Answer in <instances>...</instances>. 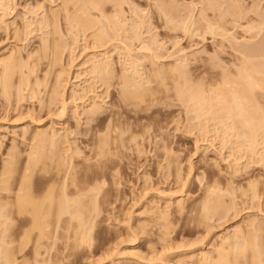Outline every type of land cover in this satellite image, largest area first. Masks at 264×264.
<instances>
[{
    "label": "rangeland",
    "instance_id": "rangeland-1",
    "mask_svg": "<svg viewBox=\"0 0 264 264\" xmlns=\"http://www.w3.org/2000/svg\"><path fill=\"white\" fill-rule=\"evenodd\" d=\"M79 1L6 0L0 4V61L12 63L9 90L3 89L5 68L0 66V171L7 161L20 171L39 147L41 158L34 156L46 172L37 173V166L36 184L48 180L60 153L66 160L64 170L75 176L77 185L88 189L101 183L104 190L101 195L91 192L87 199L79 197L91 199L99 213L87 243H60L51 250L53 260L59 259L58 264H201L200 252L216 258L223 251V239L239 229L247 234L253 221L264 237V133L253 147L246 137L240 138L238 128L239 133L228 131L230 121L224 120L222 105L225 100L232 103L234 91L248 95L245 81L235 78V66L241 64L240 49L264 45V0H119L122 9L113 0H102L100 11L89 9L85 13L89 17L83 12L81 21L92 19L88 26L83 22L86 30L74 26V18L70 20L81 13ZM99 65L103 66L100 71H110V77L106 74L110 83L98 75ZM171 65L188 73L187 86L194 93L204 91L203 111L178 100L181 86L175 82L177 76H170ZM154 72L170 78L164 76L167 90L158 86L163 76L148 82L157 78ZM122 75L143 93L153 94L146 101L149 105H130L135 90H130L133 95L122 90L127 87L121 82L124 78L120 80ZM232 79L239 81L237 86ZM153 89L160 90L158 95ZM94 106L100 107L99 113L90 115ZM210 112L220 114L212 118ZM109 122L121 126L122 137L111 135L103 145ZM39 135H45L49 143L38 139ZM98 152L104 153L98 156ZM206 186H216L218 192ZM218 198L224 203L219 212L209 216L200 212L205 199L212 203ZM232 249L229 260L235 258L236 249L234 253ZM243 250L249 258V249ZM237 252L242 263L243 254ZM48 256H40L45 262L38 263L20 253L15 264H52Z\"/></svg>",
    "mask_w": 264,
    "mask_h": 264
},
{
    "label": "bare ground",
    "instance_id": "bare-ground-1",
    "mask_svg": "<svg viewBox=\"0 0 264 264\" xmlns=\"http://www.w3.org/2000/svg\"><path fill=\"white\" fill-rule=\"evenodd\" d=\"M6 0H0V4L2 5V3H4ZM72 1V0H71ZM75 1V0H73ZM77 1V0H76ZM79 1V0H78ZM119 0H113V2H117L115 5H118L120 4L121 5V1ZM79 2H82L80 4V11L78 12H81L79 13L80 18L78 17L79 15H76V13L74 15H76L75 17H71L70 20H72V18H74V22L71 21L74 26H79L81 25L79 28L80 30H82L83 26H88V22H92V19L90 20L89 18V21H87V19L84 21H81V18L84 19L83 17V12H84V16L86 14H88V11L90 9L93 10H99L100 11V8H102V6H100L99 4L103 1L100 0L99 3L98 1L96 0H86V1H79ZM77 3V2H76ZM79 4V3H78ZM118 5V7L120 6ZM5 6V5H4ZM120 9H122V6L119 7ZM86 9V10H85ZM165 9V8H164ZM168 9V8H167ZM240 9V8H239ZM172 10V9H170ZM169 10V11H170ZM232 10V9H231ZM76 11V12H77ZM102 11V10H101ZM164 11V10H163ZM167 13V11H164ZM86 13V14H85ZM102 14H99V20H100V17H101ZM87 17H89V15H86ZM104 16V14H103ZM241 17V16H240ZM80 19V20H79ZM98 20V21H99ZM111 20V19H110ZM236 20V19H235ZM112 21V20H111ZM69 24L70 27H72L73 24ZM83 22H85V25H83ZM100 22V21H99ZM87 23V24H86ZM211 23V22H210ZM209 23V25H211ZM236 23V22H235ZM238 23V22H237ZM77 24V25H75ZM240 24V23H239ZM83 25V26H82ZM85 26V27H86ZM249 26V25H248ZM255 26V25H254ZM85 27L83 29H85ZM251 27V26H250ZM77 28V27H76ZM253 29V26L251 27ZM256 28V27H255ZM208 29L210 30V33H214L213 32V26H209ZM248 29V28H247ZM86 30V29H85ZM257 30V29H255ZM261 30V29H260ZM215 31V30H214ZM231 31V30H230ZM249 31V30H248ZM254 31V30H253ZM258 32V31H257ZM260 33V32H259ZM257 36V35H256ZM97 37V36H96ZM258 37V36H257ZM99 38V39H98ZM95 38L98 39V40H103L105 38ZM248 38V37H247ZM256 38V37H255ZM249 39V38H248ZM97 40V41H98ZM100 40V41H101ZM263 42V41H262ZM251 43V42H250ZM264 43V42H263ZM263 43H261L260 45H262ZM258 47V48H257ZM256 48L253 47L254 49H240V53L239 55L241 56V64L240 65H234L236 67V73H237V76H233L237 79H242V81L244 80L245 83L244 85L246 84V86H244V88L246 87V91L248 93V95L246 93H242L243 90H241V93H237L236 92L235 94H233L234 92L231 93V96H233L234 100H231L232 103H230L229 101H224L222 105H224V110H225V119H227V121L230 123L228 125V127H230L228 129V131L231 129L230 132H232V130H237V128L240 130V133L242 136H240V138H242L244 136V138L246 137L247 139L246 140H249L252 144H253V147H254V144L256 143V139L257 137L259 136L260 133H264V45L263 46H257ZM246 48H249V47H246ZM251 48V47H250ZM235 53V51H234ZM240 59V58H239ZM1 62V61H0ZM2 63V62H1ZM0 63V64H1ZM220 63V62H219ZM183 64V63H182ZM221 64V63H220ZM175 65V64H174ZM1 67H4L3 71L4 73H1L2 76H4V79L2 81L3 83V89L6 90L9 88L6 86L8 84L7 80L9 78L12 72L11 68H12V63L10 62H4L2 63V65H0ZM15 66V65H14ZM13 66V68H14ZM19 66V65H18ZM164 66V65H163ZM232 66V65H231ZM16 67V66H15ZM99 68H103V66L99 65V66H96ZM107 67V66H106ZM105 67V68H106ZM159 67V66H158ZM172 67V65H171ZM174 67V66H173ZM172 67V73L170 76H172V78L175 76H177L176 78V83H178L179 86H181V90H180V87L178 85L177 88L178 90H180L179 93V96H180V99H179V96H178V100H182L183 101V104L186 105V107L188 106L187 103H190L192 104L194 107H195V111L196 110H202V107L201 104L206 102L205 99H204V94H203V97H202V91L199 93L196 91V93H194L191 88L189 89L188 86H187V82H188V78H187V75H186V72H181V71H178L176 68H173ZM176 67V66H175ZM109 68V67H108ZM164 68V67H163ZM166 68V67H165ZM164 68V69H165ZM170 68V67H168ZM186 68V67H185ZM96 69V68H94ZM98 69L95 70L96 73L98 72ZM171 69V68H170ZM187 69V68H186ZM186 69H182V70H186ZM110 70V69H109ZM159 70V69H158ZM168 70V69H167ZM100 71V69H99ZM102 71V75L100 74ZM100 73L98 72V75H100L102 77V79L104 78L105 76V80L107 82L110 83V79L109 78H106V74H108V77L109 76V73L110 71H107L106 72L105 70V75H103V69H101ZM230 72V71H229ZM112 73V72H111ZM166 73V72H165ZM5 74V75H4ZM152 74V73H150ZM174 74V75H172ZM176 74V75H175ZM223 74V73H222ZM229 74V73H228ZM231 74V73H230ZM155 75L156 77L157 76H163V77H159L160 80V83L158 84L159 88L161 85H163L164 87V90H167L165 89V85L166 84V81L167 79L166 78H169L167 76H165L164 74L161 75V72H158L155 74L154 72V75L153 77L155 78ZM168 75V74H166ZM186 75V76H185ZM1 76V77H2ZM124 75H122V77L120 76V80L121 78L124 80L121 81L123 82L122 84H124L123 86H127V87H123V89H125L126 92H130V90H135L134 91V94L137 95L139 94V96H135L130 94V96H132L131 98H134L132 103L131 102V98L129 100H126L127 104L130 103V105H132L133 107V104L136 105V106H139L140 104L146 102L147 100H149L153 94L150 93H143L144 91L139 90V88L137 87L138 85L134 86L135 83L132 82V79L130 81V79H126V75L123 77ZM151 78L152 75H149ZM166 78H165V77ZM232 77V75H229ZM183 77L185 79V81L183 80ZM148 78V80H149ZM181 78V79H180ZM103 79V81H105ZM109 79V80H108ZM112 79V77H111ZM158 79V77L153 80H149L148 82L151 84V82H156V80ZM162 79V81H161ZM170 79V78H169ZM228 79V78H227ZM142 80V79H141ZM174 80V79H173ZM180 80L182 81V83L180 82ZM190 80V78H189ZM195 80V79H194ZM231 80V79H230ZM233 82H234V79H232ZM105 81V82H106ZM134 81V80H133ZM151 81V82H150ZM157 81V82H158ZM184 81V82H183ZM191 81V80H190ZM201 81V80H200ZM243 81V82H244ZM7 82V83H6ZM106 82V83H107ZM120 82V83H121ZM141 82V81H140ZM174 82V84H175ZM180 82V83H179ZM232 82V81H230ZM239 82V81H237ZM236 82V83H237ZM196 83V82H195ZM235 83V82H234ZM235 83V84H236ZM108 84V83H107ZM155 84V83H154ZM157 84V83H156ZM198 84V83H197ZM227 84V82L225 81V85ZM232 84V83H231ZM140 85V83H139ZM146 85V84H145ZM168 85V84H167ZM201 85V84H200ZM224 85V84H222ZM238 84H236L237 86ZM6 86V87H5ZM134 86V87H133ZM141 86V85H140ZM155 86V85H154ZM156 86V87H158ZM191 86V84H190ZM137 89H136V88ZM143 87V86H142ZM192 87V86H191ZM195 87V86H194ZM201 87V86H200ZM227 86H225L226 88ZM229 87H230V84H229ZM228 87V88H229ZM135 88V89H134ZM141 88V87H140ZM241 88V87H239ZM128 89V90H126ZM144 89V88H143ZM146 89V88H145ZM161 89V88H160ZM192 89H194L192 87ZM204 89V88H203ZM211 89V88H210ZM219 89V88H218ZM231 89V88H229ZM233 89V87H232ZM235 89V88H234ZM238 89V88H237ZM3 90V91H4ZM139 92H138V91ZM158 90L159 89H156L154 91V95L156 94L157 92V95H158ZM170 90V89H169ZM191 90V91H190ZM198 90V89H197ZM200 90V89H199ZM132 91V92H133ZM141 91V92H140ZM152 91V92H153ZM162 91V90H161ZM160 92V90H159ZM163 92V91H162ZM191 92V93H190ZM204 92V91H203ZM123 93V91H122ZM194 93V94H193ZM217 93V92H216ZM128 94V93H127ZM208 94V93H206ZM213 94V93H212ZM215 94V93H214ZM246 94V95H245ZM124 95V93H123ZM126 95V94H125ZM156 95V96H157ZM161 95V94H160ZM177 95V94H176ZM210 95V94H209ZM216 95V94H215ZM218 95V94H217ZM122 96V95H121ZM137 98H135V97ZM208 96V95H207ZM211 96V95H210ZM127 97V96H126ZM125 97V99H126ZM129 97V96H128ZM154 97V96H153ZM206 97V96H205ZM216 97V96H215ZM219 97V95H218ZM209 97H207L206 99H208ZM213 98V97H212ZM153 99V98H151ZM150 99V100H151ZM214 99V98H213ZM219 99H221V96L219 97ZM218 99V100H219ZM225 99V98H224ZM181 101V103H182ZM194 101V102H193ZM209 101V99H208ZM221 101V100H220ZM149 102V101H148ZM166 102V101H165ZM195 104H193V103ZM211 102V101H210ZM228 102V103H227ZM125 103V102H124ZM147 103V102H146ZM219 103V102H218ZM148 104V103H147ZM189 104V105H190ZM206 104V103H204ZM209 106L210 105L212 106L211 103H209ZM216 104V102H215ZM220 104V103H219ZM143 105V104H142ZM149 105V104H148ZM152 105V104H151ZM164 105V104H163ZM184 105V106H185ZM191 105V106H192ZM203 105V104H202ZM207 105V104H206ZM204 105V106H206ZM218 105V104H217ZM259 105H263V107L259 108L260 106ZM97 106V105H96ZM96 106H94V108H92V111H90V115H91V112L92 113H97L100 109L97 108ZM141 106V105H140ZM220 107V105H218ZM216 106V109L217 107ZM259 106V107H258ZM207 107V106H206ZM205 107V109H206ZM207 107V110L210 109ZM213 107V106H212ZM211 107V108H212ZM219 107V108H220ZM149 108V107H148ZM146 108V109H148ZM191 108V107H190ZM222 108V109H223ZM139 109V108H138ZM169 109V107H168ZM187 110L189 108H186ZM192 109V108H191ZM204 109V108H203ZM91 110V109H90ZM116 110V109H115ZM144 110V109H143ZM206 110V111H207ZM212 110V109H211ZM210 110V111H211ZM215 110V108H214ZM221 110V109H220ZM149 111V110H148ZM205 111V112H206ZM209 111V110H208ZM222 111V110H221ZM121 112V111H120ZM203 112V113H205ZM99 113V112H98ZM188 113V111H187ZM186 113V114H187ZM193 113V110L192 112ZM202 112H199L198 114H202ZM206 113H209V112H206ZM211 113V112H210ZM216 112L214 113H211L212 115V118H215L213 117V115L215 116L217 113L220 114V112ZM223 113V112H221ZM93 115V114H92ZM121 115V114H120ZM190 115V114H189ZM196 115V113H195ZM207 115V117H209L208 114H205ZM223 115V114H222ZM197 116V115H196ZM221 116V115H218V117ZM111 117V116H110ZM179 117V116H178ZM186 117V116H185ZM199 117V115H198ZM202 117V116H201ZM205 116H203L202 118H204ZM216 117V118H218ZM222 117V116H221ZM94 118V117H93ZM160 118V117H159ZM206 118V117H205ZM211 118V117H210ZM220 118V117H219ZM238 118H241L242 121H239ZM112 119V117H111ZM201 119V118H200ZM207 119V118H206ZM223 119V118H222ZM222 119H220L222 121ZM238 119V120H237ZM240 119V120H241ZM110 120V119H109ZM202 120V119H201ZM213 120V119H212ZM116 121V120H115ZM199 121V120H198ZM205 121V119H204ZM219 121V119H218ZM217 121V122H218ZM239 121V122H238ZM114 122V121H113ZM207 122V121H206ZM216 122V121H215ZM220 122V121H219ZM218 122V123H219ZM217 123V124H218ZM172 124V123H171ZM202 124V123H201ZM222 123H220L221 125ZM223 124H226V122H224ZM221 125L222 127H224L225 125ZM228 124V123H227ZM108 125H111L110 122ZM207 125H208V122H207ZM164 126V125H163ZM169 126V125H168ZM204 126V125H203ZM202 126V127H203ZM108 127V126H107ZM165 127V126H164ZM205 127V126H204ZM216 127V126H214ZM227 127V126H225ZM224 127V128H225ZM107 130V128L105 129ZM119 130V131H118ZM121 126H120V129H119V125L114 123L113 125L109 126L108 127V131L107 133L105 134V136L103 137L102 139V143L104 145L108 143V138H110L111 135H115V137L113 138H121L122 137V133H120L121 131ZM123 130V129H122ZM127 130V129H126ZM125 130V131H126ZM206 130V129H205ZM224 130V129H221V131ZM239 130H237L236 132H238ZM129 131V130H128ZM220 131V130H219ZM225 131V130H224ZM234 131V133H236ZM145 132V131H144ZM105 133V132H104ZM119 133V134H118ZM233 133V134H234ZM239 133V132H238ZM237 134V133H236ZM239 135V134H238ZM237 135V136H238ZM45 135H42V137L39 135V138H42V140H45V142H48L49 143V139L46 140V137H44ZM141 136V135H140ZM45 139H44V138ZM112 137V136H111ZM134 137V136H133ZM132 137V138H133ZM127 138V137H126ZM239 138V136H238ZM243 138V139H244ZM54 139V138H52ZM99 139V138H98ZM136 139V138H135ZM120 140V139H119ZM125 140V139H124ZM39 141V140H38ZM37 141V143H39ZM121 141V140H120ZM245 141V140H244ZM248 141V142H249ZM264 141V140H263ZM53 142V141H52ZM115 142V141H114ZM113 142V144H114ZM126 142V141H125ZM248 143L250 144L249 147H251L250 149H252V144L251 143ZM122 143V142H121ZM136 143V142H135ZM47 144V143H46ZM247 144V145H248ZM257 144V143H256ZM255 144V145H256ZM51 146L53 145V147L55 146L54 142L53 144H50ZM35 146H37L35 144ZM40 147L42 145H39ZM34 147V146H33ZM43 147H44V143H43ZM52 147V148H53ZM98 147V146H97ZM108 147V146H107ZM248 147V148H249ZM39 148V147H38ZM37 147L34 148V151H32V153L29 155V160L28 162L24 163L23 164V167H21V170L18 171V169H15L17 168L15 163L14 162H5L4 164V167L1 169L0 171V176H1V179H0V264H15V261H16V254H20V253H24L25 256H29V257H32L34 258L35 261H38V263H44L45 262V259L43 260H39L40 256H44V255H51L52 253V249L54 247H57L60 243H70V242H77L79 241V244H83L85 243L86 241H88L87 239L88 236H92V230L96 224V221H97V218L99 217V213H96L95 210H94V202L92 203V200H85L87 199L88 197H91L92 194L91 192L94 191V193L97 191V194L100 193L101 195V191L103 190L102 189V185L101 183H97V185L91 187V188H85L81 185H77L76 183V179H75V176L72 174V173H68V171L66 172V170H64V161H62V156H59L57 154V159H59V157H61V159L55 161L53 163H56L55 164V168L52 169V171L54 170V172H51L52 174H50L48 180L46 179L45 182H38L39 184H36L35 181H34V177L35 175L39 172V173H44L46 172V169L43 167V166H39V161L38 159L41 158V154H43V152L41 154H39L40 151H37L36 149H38ZM55 148V147H54ZM104 148V147H103ZM118 148V147H117ZM123 148V147H122ZM125 148V147H124ZM164 148V147H163ZM239 148V147H238ZM264 148V147H263ZM41 149V148H40ZM256 149V148H255ZM254 148L252 150H255ZM99 150V149H98ZM166 150V149H165ZM239 150V149H238ZM252 150H250L252 153H254ZM102 151V150H101ZM248 151V150H247ZM52 152V151H51ZM56 152V151H55ZM61 152V151H60ZM243 152V151H242ZM53 153V152H52ZM51 153V154H52ZM101 153V154H100ZM102 153L104 152H98V156L99 155H103ZM109 153V151H108ZM115 153V152H114ZM249 153V152H248ZM62 154V153H61ZM34 155H36V157L39 158L37 159ZM111 155V154H110ZM44 156V155H42ZM49 156V155H48ZM97 156V154H96ZM261 156V155H260ZM264 156V155H263ZM64 157V156H63ZM104 157V156H103ZM71 158V157H70ZM264 158V157H262ZM261 158V159H262ZM52 159V158H51ZM54 159V158H53ZM52 159V160H53ZM11 160H14V159H11ZM51 160V161H52ZM70 160V159H69ZM50 161V162H51ZM40 162H43L40 160ZM70 162V161H69ZM52 163V162H51ZM68 163V162H67ZM73 163V162H72ZM98 163V162H97ZM13 164V165H12ZM48 164V163H47ZM71 164V163H69ZM216 164V163H214ZM42 165V164H41ZM44 165V163H43ZM236 165V164H235ZM15 166V168H14ZM37 166L40 167V170L37 171L36 168ZM70 166V165H69ZM176 166V165H175ZM232 166V165H231ZM50 169V168H49ZM66 169V168H65ZM177 169V167L175 168ZM18 171V176H15V174L17 173ZM72 170V168H71ZM37 171V173H36ZM175 171V170H174ZM47 173H48V169H47ZM46 173V175H47ZM177 173V172H176ZM149 174V173H148ZM179 174V173H178ZM42 175V174H41ZM52 175V176H51ZM177 176V175H176ZM103 180V179H102ZM101 180V181H102ZM178 180V179H177ZM232 181V180H230ZM99 182V181H98ZM103 182V181H102ZM217 182V181H216ZM251 182V181H250ZM216 184V183H215ZM100 185V186H99ZM106 185V183H105ZM104 185V186H105ZM217 185V184H216ZM91 186V185H89ZM87 186V187H89ZM211 186V185H210ZM209 186V190H211L210 192H215V190H217L216 186L215 187H210ZM218 186V185H217ZM221 187V184L220 186ZM218 187V188H219ZM215 188V189H214ZM102 189V190H101ZM221 190V189H220ZM219 190V191H220ZM226 190V189H225ZM104 191V190H103ZM102 191V192H103ZM222 191V190H221ZM99 192V193H98ZM209 192V191H208ZM218 192V190L216 191ZM215 192V193H216ZM228 192V190H227ZM84 193V194H83ZM89 193L91 194L89 196ZM96 194V195H97ZM208 194V193H207ZM206 194V195H207ZM211 194V193H210ZM224 194V193H223ZM229 194V192H228ZM81 195H84L81 197ZM95 195V197H96ZM213 195V194H211ZM210 195V197H211ZM214 196V195H213ZM218 196V195H217ZM79 197L83 198L85 197L84 201L79 199ZM87 197V198H86ZM94 197V198H95ZM216 197V196H215ZM219 197V196H218ZM221 197V196H220ZM97 198V197H96ZM207 198V197H206ZM252 198V197H251ZM102 199V198H101ZM209 199V197H208ZM207 199V200H208ZM220 198H218L217 200L215 199L212 203L211 201L209 202V200L207 201L205 199V205H204V209L201 208V210L203 211H200V212H205L206 215L209 216V212H212L213 214L217 213V211L219 212L218 209L221 210V208H219V206H222L223 207V204L221 205V201H219ZM202 200V199H201ZM211 200V199H210ZM251 200V199H250ZM204 203V202H203ZM97 203H95L96 205ZM92 205H93V208H92ZM226 206V205H225ZM237 206V205H236ZM97 207V206H96ZM160 207V206H159ZM203 207V206H202ZM159 209V208H158ZM100 210V209H99ZM160 210V209H159ZM182 210V209H181ZM217 210V211H216ZM233 211V210H232ZM165 212V211H164ZM194 212V211H193ZM228 212V211H227ZM101 213V212H100ZM211 213V214H212ZM165 215V213H162ZM167 214V213H166ZM218 215V214H217ZM225 215H228V214H225ZM207 216V217H208ZM213 216V215H211ZM210 216V217H211ZM206 217V216H204ZM206 217V218H207ZM208 217V218H210ZM107 218V217H106ZM249 218V217H248ZM109 220V219H108ZM204 220V219H203ZM222 220V219H221ZM209 221V219L207 220ZM205 222V221H204ZM205 224V223H204ZM249 230H248V233L247 234H244L243 232L239 230L237 231H234V233H232L231 236H227L226 240H224V243H222V247L223 248V251H221L220 253H218V258H213L211 257V254L205 252V251H202L198 254V257H199V261L201 264H229L230 260H232L231 262L233 264H264V238L262 236V238L260 237L261 235H259V232H260V226H258V224H256V221L253 223L251 222L250 225H249ZM17 243L18 245L15 247V249H11V246L13 244ZM87 243V242H86ZM227 244V249L225 248V245ZM230 247V250H229V247ZM233 248V249H232ZM243 248L245 249H249L248 251H250V255H249V258H246L248 256L247 253H245L247 250H243ZM44 249V250H42ZM232 249V252L234 249L238 250L239 253L242 252L241 254H243L242 256V263L238 262V256H235L236 255V250H235V253H234V257L235 258H231L229 260V255H228V252L231 251ZM222 250V249H221ZM229 250V251H228ZM241 250V251H240ZM44 251V252H43ZM51 253V254H50ZM238 253V252H237ZM239 253L237 255H239ZM245 254H247V256H245ZM54 255V254H53ZM225 255H228L225 257ZM233 255V254H232ZM48 256V257H49ZM51 257V258H50ZM49 258L53 261L52 264H55L57 263V261L59 260H56L54 259L53 260V256H50ZM56 257V256H55ZM237 257V258H236ZM228 258V259H227ZM241 258V257H240ZM245 259V260H244ZM248 259V260H246ZM229 260V261H228ZM244 260V261H243ZM50 261V260H48ZM24 262V260H23ZM25 263V262H24ZM60 263V262H58ZM57 263V264H58ZM25 264H28V262H26Z\"/></svg>",
    "mask_w": 264,
    "mask_h": 264
}]
</instances>
